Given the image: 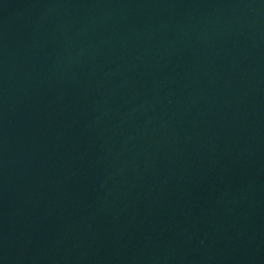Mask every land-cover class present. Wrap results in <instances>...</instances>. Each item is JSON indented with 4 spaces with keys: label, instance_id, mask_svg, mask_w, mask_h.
<instances>
[{
    "label": "water",
    "instance_id": "water-1",
    "mask_svg": "<svg viewBox=\"0 0 264 264\" xmlns=\"http://www.w3.org/2000/svg\"><path fill=\"white\" fill-rule=\"evenodd\" d=\"M0 264H264V0H0Z\"/></svg>",
    "mask_w": 264,
    "mask_h": 264
}]
</instances>
